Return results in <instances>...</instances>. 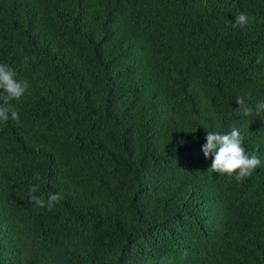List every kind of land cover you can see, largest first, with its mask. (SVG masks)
Listing matches in <instances>:
<instances>
[{
    "label": "trees",
    "instance_id": "trees-1",
    "mask_svg": "<svg viewBox=\"0 0 264 264\" xmlns=\"http://www.w3.org/2000/svg\"><path fill=\"white\" fill-rule=\"evenodd\" d=\"M0 64V264H264V0H0ZM232 128L240 182L202 152Z\"/></svg>",
    "mask_w": 264,
    "mask_h": 264
},
{
    "label": "clouds",
    "instance_id": "clouds-1",
    "mask_svg": "<svg viewBox=\"0 0 264 264\" xmlns=\"http://www.w3.org/2000/svg\"><path fill=\"white\" fill-rule=\"evenodd\" d=\"M250 17L241 12L234 17L233 21H227L233 28H243L250 22ZM28 58L25 57V60ZM30 87L27 80H18L16 73L6 64H0V90L4 93L0 95V122H7L9 119L19 122V113L10 103L13 100H20ZM238 114L245 117L253 114V109L249 107L244 97L236 98ZM264 112V102H259L255 106V114L259 116ZM206 143L202 146L205 157L212 154L213 159L210 170L212 172L233 177L237 182L252 174L261 161L256 155H249L243 147V137L237 128H232L230 132H207ZM38 179V177H37ZM29 201L37 207L51 210L55 204L62 199L61 194H49L45 200L37 195L39 184H33L29 188Z\"/></svg>",
    "mask_w": 264,
    "mask_h": 264
}]
</instances>
